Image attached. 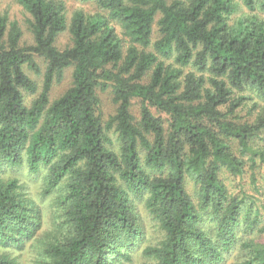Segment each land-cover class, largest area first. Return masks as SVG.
I'll list each match as a JSON object with an SVG mask.
<instances>
[{"label": "trees", "instance_id": "1", "mask_svg": "<svg viewBox=\"0 0 264 264\" xmlns=\"http://www.w3.org/2000/svg\"><path fill=\"white\" fill-rule=\"evenodd\" d=\"M89 1L0 14V264H264V0Z\"/></svg>", "mask_w": 264, "mask_h": 264}, {"label": "rangeland", "instance_id": "2", "mask_svg": "<svg viewBox=\"0 0 264 264\" xmlns=\"http://www.w3.org/2000/svg\"><path fill=\"white\" fill-rule=\"evenodd\" d=\"M64 1L66 4V8L68 10L69 16L72 14L74 10L78 8L83 9L86 12H94L98 9L97 6L93 2H90L89 0L87 1L64 0ZM240 7H241L240 11L236 12L234 17L239 15L240 12H243V11L246 12L245 7L243 6H240ZM4 13L8 15V18L10 20H16V22L19 24L22 30L21 43L30 44L32 42V35L27 25L28 22H26L28 18L30 17V15L23 9V7L20 5L18 0H0V14H4ZM154 36H156V34ZM68 42H69V33L65 31L58 36L56 44L59 48H63ZM36 61L39 65V73L35 74L34 72H31L30 70H27V72L33 79L36 80L37 84L41 86L43 72L45 69V62L42 60V58H39V57H36ZM71 71H72V68H68L65 71L63 80L53 85L50 91V95H49L50 99H52L53 97H57L67 88V86L70 84V81H71ZM25 94H26L25 96L26 102H30L32 96L35 95V94L31 95L26 92ZM102 101H103L102 107H103V110L106 112V114L113 112L114 105L111 102L110 94L108 92L102 93ZM131 110L135 115H138V111H139L138 101L136 100L133 101ZM160 115L164 116V114H160ZM254 144L264 147V131L255 137ZM247 168H248V165H246V169ZM236 179L237 180H234L232 179V177H228L227 184L231 188V190L236 191L237 193H240L242 191L241 189H243L246 193H252L251 192L252 186L249 182V175L247 176L245 180L239 181L238 178ZM262 238L263 237H260L261 240H263ZM10 250L12 251V253L17 254L20 257L22 264H34L33 255L31 254L29 246H27V248L24 249L23 251H19L17 249H10ZM235 255H236V252H234L232 256L228 258L227 264H234Z\"/></svg>", "mask_w": 264, "mask_h": 264}]
</instances>
